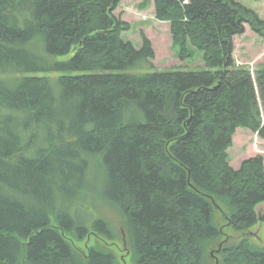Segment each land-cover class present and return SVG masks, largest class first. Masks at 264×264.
Wrapping results in <instances>:
<instances>
[{"label": "trees", "instance_id": "16d2710c", "mask_svg": "<svg viewBox=\"0 0 264 264\" xmlns=\"http://www.w3.org/2000/svg\"><path fill=\"white\" fill-rule=\"evenodd\" d=\"M153 1L205 69H153L121 0H0V264H121L100 239L120 237L133 264H264L246 235L264 226V156L229 161L239 127L264 139V64L234 56L264 19L237 0Z\"/></svg>", "mask_w": 264, "mask_h": 264}, {"label": "rangeland", "instance_id": "374dc122", "mask_svg": "<svg viewBox=\"0 0 264 264\" xmlns=\"http://www.w3.org/2000/svg\"><path fill=\"white\" fill-rule=\"evenodd\" d=\"M237 1L255 10L264 19V0ZM153 2V0H121L119 8L115 10V15L131 25V28L124 33V38H134L135 46L140 47V33L144 32L146 35L152 36L156 47V57L152 60L154 62L153 69L160 71L205 69L202 51L191 47L194 50L191 57L182 58L180 56V48L174 44V40L168 31V25L157 21L154 17ZM236 45L235 57L238 63L254 65V70L259 65L264 64V37L258 35L250 25H246L244 34L236 37ZM67 57H59L58 59ZM76 72L84 73L83 71ZM260 154L264 156V139L250 129H237L233 136V145L229 149L231 165H239L243 160ZM256 209L259 212V216L264 218V202L259 204ZM215 217L218 226L224 224L223 214L221 215L218 210ZM227 234L234 235L235 233L229 227ZM248 235H251L248 237L255 247L264 248V226L261 223L250 230ZM100 239L103 244L112 245L111 248L117 253L121 264H133L131 254L126 250L128 246L125 245V240H122V237L119 238V245H113L104 238ZM98 241L97 238L96 242ZM91 242L93 243V240ZM77 245L80 248L85 247V243L82 242H77Z\"/></svg>", "mask_w": 264, "mask_h": 264}, {"label": "bare ground", "instance_id": "6f19581e", "mask_svg": "<svg viewBox=\"0 0 264 264\" xmlns=\"http://www.w3.org/2000/svg\"><path fill=\"white\" fill-rule=\"evenodd\" d=\"M119 8V7H118ZM117 8V9H118ZM116 9V10H117ZM114 14H115V11H114ZM154 17H155V19L157 20V21H159V22H161V23H165V24H167L168 25V31H169V33H170V35H171V37L173 38V35H172V29H171V26H172V23H171V21H166V20H160V19H158L157 17H156V13L154 14ZM126 31H124L123 32V37H124V33H125ZM139 37H140V41H141V46L140 47H137V46H135V44H134V38L132 39L131 37H129L128 39H126L127 41H130V42H132L133 43V45L136 47V48H141L142 47V45H143V38H142V33H140L139 34ZM149 37V36H148ZM149 39L152 41V43H153V46H154V49H155V57H156V48H155V44H154V42H153V40L149 37ZM191 47H193V46H191ZM235 56V55H234ZM154 57V58H155ZM153 58V59H154ZM152 59V60H153ZM236 59V58H235ZM236 62H237V60H236ZM154 63V62H153ZM239 128H242V127H239ZM238 128V129H239ZM246 129H248V128H246ZM251 130V129H250ZM244 161V160H243ZM241 166V165H240ZM234 167V166H233Z\"/></svg>", "mask_w": 264, "mask_h": 264}, {"label": "crops", "instance_id": "0c3cea01", "mask_svg": "<svg viewBox=\"0 0 264 264\" xmlns=\"http://www.w3.org/2000/svg\"><path fill=\"white\" fill-rule=\"evenodd\" d=\"M153 4V9H154V13H155V5H154V2L152 3ZM148 36V35H147ZM149 37L153 40V38H152V36H150L149 35ZM236 37H238V36H236ZM236 37H235V52H236V47H237V45H236ZM156 48V47H155ZM235 52H234V55H235ZM236 58V57H235ZM240 165H241V163L239 164V165H234V167H236V168H239L240 167Z\"/></svg>", "mask_w": 264, "mask_h": 264}, {"label": "water", "instance_id": "95a60500", "mask_svg": "<svg viewBox=\"0 0 264 264\" xmlns=\"http://www.w3.org/2000/svg\"><path fill=\"white\" fill-rule=\"evenodd\" d=\"M260 220H264V218L260 217ZM246 235H248V233H246ZM222 247V243H220L219 248L216 250V252H219L221 250ZM217 264H219V259H217Z\"/></svg>", "mask_w": 264, "mask_h": 264}]
</instances>
